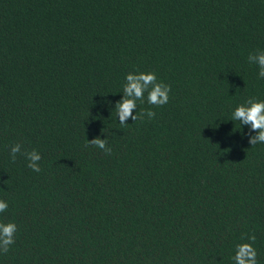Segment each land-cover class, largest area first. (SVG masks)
I'll return each mask as SVG.
<instances>
[{
    "label": "trees",
    "instance_id": "obj_1",
    "mask_svg": "<svg viewBox=\"0 0 264 264\" xmlns=\"http://www.w3.org/2000/svg\"><path fill=\"white\" fill-rule=\"evenodd\" d=\"M258 51L264 0H0V264H235L253 234L264 264V143L232 121L264 100ZM140 72L169 102L121 125Z\"/></svg>",
    "mask_w": 264,
    "mask_h": 264
},
{
    "label": "clouds",
    "instance_id": "obj_2",
    "mask_svg": "<svg viewBox=\"0 0 264 264\" xmlns=\"http://www.w3.org/2000/svg\"><path fill=\"white\" fill-rule=\"evenodd\" d=\"M248 60L250 63L258 66V75L264 79V51L250 54ZM123 92L124 98L115 105V110L121 125L127 124L129 118L133 121L142 119L143 115H147L150 119L154 118L156 113L152 110H147L146 113L137 114L136 116H133L132 113L138 107L137 102L144 100L145 92L148 93L147 102L149 104L158 107L166 105L169 102L171 85L158 82L155 72L130 73L126 77ZM232 121H239L242 126H250V131L256 133V135H252L249 139V143L252 146L258 143H264V100L249 98L245 103L235 108L232 114ZM88 143L104 150L106 154H111L112 152V149L107 146V139L97 137L94 140L88 141ZM21 149L22 144L20 143L12 146L11 155L13 161H15L16 155L21 153ZM22 154L26 155L30 169L37 173L41 171L39 161L42 157L40 153L33 150ZM7 209L8 203L0 200V213L6 212ZM17 227L15 222H0V252L7 253L10 246L15 243ZM247 239L250 242L240 243L236 246V254L233 258L235 264H258V253L254 247L256 236L253 234L247 236Z\"/></svg>",
    "mask_w": 264,
    "mask_h": 264
}]
</instances>
